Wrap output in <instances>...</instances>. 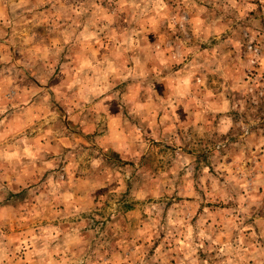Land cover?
Here are the masks:
<instances>
[{"label": "rangeland", "instance_id": "1", "mask_svg": "<svg viewBox=\"0 0 264 264\" xmlns=\"http://www.w3.org/2000/svg\"><path fill=\"white\" fill-rule=\"evenodd\" d=\"M0 264H264V0H0Z\"/></svg>", "mask_w": 264, "mask_h": 264}]
</instances>
